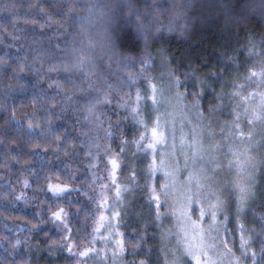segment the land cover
Returning <instances> with one entry per match:
<instances>
[{
    "label": "trees",
    "instance_id": "16d2710c",
    "mask_svg": "<svg viewBox=\"0 0 264 264\" xmlns=\"http://www.w3.org/2000/svg\"><path fill=\"white\" fill-rule=\"evenodd\" d=\"M129 2L142 18L146 11L151 13L144 19L146 24L151 21L153 29L148 33L153 60L147 76L158 89L173 83L169 73L179 76V91L201 116L209 147L218 141V126L224 129L218 133L224 140L232 138L228 131L237 103L231 96L233 81L245 83L243 95L264 91V86L257 87L259 81L249 85L243 79L260 60L250 57L245 46L250 38L257 44L264 38V0H0V264H106L100 231H93L103 213L114 222L111 236L121 237L124 244L119 264H140L141 260L189 264L188 260L179 262L172 251L174 235L167 226L168 210L160 191V185L167 182L164 170L150 175L151 150H138L133 143L145 132L143 124L151 135L161 108L168 110V105H153L147 98L151 93L144 76L129 82L128 71H141L138 61L125 71L117 67L119 57L109 59L113 40L123 54L139 57L144 51L135 17L118 7ZM157 26L160 32H155ZM81 60L83 70L78 67ZM108 84L113 85L111 90ZM138 89L145 98L140 115L135 116L131 106ZM201 89L197 109L192 93ZM105 91H110L112 102L98 105L90 115L88 105ZM121 97L128 106L118 107ZM249 103L259 105V96ZM210 106L214 111H209ZM236 111L242 114L243 107ZM184 119L178 117L180 124L175 128L176 146L184 155L180 159L183 175L196 139L192 124ZM241 126L248 130L243 114ZM253 133L254 195L239 221L236 190L228 184L227 189L216 182L214 186L227 204L228 220L226 228L221 227V239L228 241L243 264H264V125L257 123ZM112 157L119 162L115 184L110 175ZM159 157L157 148V163ZM232 177L227 183H233ZM48 183L67 185L70 190L53 196ZM150 185L160 195L159 219ZM117 186L122 189L119 197ZM57 206L68 213L70 232L53 221L51 212ZM218 216L223 221L224 214ZM240 223L252 237L255 258L251 252L241 255ZM68 245L73 246L71 252ZM86 247L93 251L79 256Z\"/></svg>",
    "mask_w": 264,
    "mask_h": 264
},
{
    "label": "snow or ice",
    "instance_id": "6c2138e0",
    "mask_svg": "<svg viewBox=\"0 0 264 264\" xmlns=\"http://www.w3.org/2000/svg\"><path fill=\"white\" fill-rule=\"evenodd\" d=\"M118 7L126 8L127 14L129 17H135L136 20V28H137V34L138 38L142 39L144 42V51L139 57H134L131 55L123 54L119 51L117 47V43L115 40L110 41L109 49H110V55L109 59H112V56H117L119 59L116 61L117 67L122 70H127L130 67H132L137 61L141 65V71L140 73H133L128 71L127 76L129 82L134 81V79L139 76H144L145 79L148 80V88L150 89V96L147 97L152 100L153 105L157 104V94L160 91L157 87V84L152 82V79L147 76L148 69L151 67V63L153 60V55L151 51H149L150 48V36L148 33L152 31V24L151 21H149L147 24L144 23V19H146L151 13H148L147 11L144 13V16L142 18L141 13L135 9L134 5L129 2L124 5H119ZM155 32H160V27L155 28ZM245 50L247 51L248 55L251 56H258L260 57L259 61L254 62V64L248 68L247 75L243 78L246 82L254 83L256 81H259V84L257 87L264 86V38H261L259 43L254 40V38H250L248 40L247 45L245 46ZM161 54L163 55V50H159ZM229 59H233L232 57H229ZM259 65V70H257L256 65ZM84 61L81 60L78 67L80 70H83ZM23 70V69H21ZM67 70V69H66ZM169 75L172 77L173 83L175 88L177 89L176 95L178 98L183 97L185 94L181 93L179 91V88L181 87V81L179 76H176L174 73H169ZM255 78V80H254ZM201 83H204L203 81ZM246 85L245 83H239L237 81H233V91L231 93V96L236 99L237 103L233 109L234 113V119L231 122V127L228 131V135L230 137H234L235 139L241 141V143L247 142L243 152H236L233 151L232 155L235 158V160H229L228 164L229 167H232L235 165L237 170V179L233 182V186L236 190V214H237V220L239 221L240 214L244 211V208L246 207L249 199L251 196L254 195V177H253V171L256 167V165L252 162L254 157L251 155H248L252 148L255 146L254 141V133L253 128L257 123H260L264 125V91L260 92H250L248 95H243V91L245 89ZM107 88L111 90L113 88V85L108 84ZM203 94V89H201V92L198 93H192L193 95V107L199 109V97ZM128 95V94H126ZM259 96L260 103L256 106H249L248 101L250 99H253L255 96ZM141 95L140 90H137L136 97H135V103L133 106H131V111L135 116L140 115V102L142 99H144ZM71 99V97H69ZM121 100H123V103H119L118 107H126L128 106V101L124 100V97H121ZM112 101L110 99V91H105L103 95L99 98H97L94 102H90V104L87 107V111L90 115H94L96 108L100 104H110ZM243 107V116L245 117L247 121L248 130L245 131V129L241 126V113L236 111L237 108ZM209 111H214V109L210 106ZM203 115V113H200ZM85 119H88V117H85ZM140 123H143V121H138ZM32 127L31 121H29V128ZM111 127V125H110ZM143 127L145 128V132H142L139 136L138 140L133 141V143L136 145L137 149L143 148L144 150H151L152 152V162L149 164V173L150 175H153L160 171L161 169L165 168V160L164 155L160 154L159 163H157V146L166 144V136L165 134L160 130V120L159 117L156 118V121L151 128V135L148 136L147 129L148 125L143 124ZM224 129H221V132H223ZM86 134V133H85ZM111 135V133H109ZM147 140V143H143ZM183 142V141H182ZM195 150L192 152L191 160L193 163V171L189 173L187 183L185 184L184 188L186 191H184L181 195V197L176 201V203L179 204L178 208L173 209V215H177V219L179 220V231L178 236L180 237V243L184 246V254L188 257H191V260L194 261V264H223V257L230 256L231 259L229 260V264H243V261L241 257H237L235 253L233 252L232 248L228 246V241L226 239L219 240L218 244L215 242V238L211 236V233L215 231L217 234H219L220 228L222 226H225L226 228V222L228 220L227 215V204L224 199L221 198L222 193L221 190L218 188L212 187L211 184L206 183L210 177H208L207 172L204 168L196 169V164L199 161H202L204 159V156L202 154L203 152V144L200 140H195ZM123 143L127 144V141H124ZM259 143V142H256ZM214 148H218L219 145H214ZM121 152L124 151V148L120 149ZM231 151V149H230ZM118 156V154H117ZM244 157V159H241V157ZM186 163L185 167H187V160L188 157L185 158ZM109 163L111 164V177L112 182L115 184V173L116 170L119 168V162L116 157H112L109 160ZM262 164H264V161H261ZM219 166V165H217ZM246 167L248 170L246 171ZM174 171H164V176L166 179H174ZM24 186L28 187V182H24ZM193 186L195 187V191L193 192ZM171 187H174L173 185H169L167 182L162 183L160 185V191L163 193L165 197H167L170 194ZM48 191H50L53 196H60L66 192H68L70 189L67 185H61V184H53L48 183L47 185ZM121 187L117 186L116 188V195L117 197L121 194ZM149 191L151 193V199H153L156 202L157 205V219L160 217L159 208L161 206L160 204V195L157 193V189L155 185L149 186ZM205 191L207 192V197H205ZM23 194H21L22 196ZM21 196H18L17 199H20ZM208 197L214 198V202L212 199L208 200L207 207H205L204 200ZM199 204V215L194 219L193 216L196 212V208L193 207V205ZM223 213L224 219L223 221L218 220V214ZM116 216H119V213H115ZM51 216L53 221H59L66 230L69 232L71 231L68 229L67 226V216L68 213L65 211L64 208H61L57 206L56 210H52ZM104 217H100V223L93 229L94 232L98 233L100 231V227L103 226ZM208 220L207 226H205V220ZM240 228V249H241V255L246 256L249 252H251L253 258H255V251L251 249L250 247V241L252 237L250 235H246L245 227L242 223L239 224ZM212 239L214 242L209 243L208 240ZM93 240H95V237H93ZM19 243V241H17ZM117 245L119 247L120 254H123L124 252V244L123 241H117ZM220 246H222L223 251H220ZM72 245H68V250L72 251ZM93 251L92 248L86 247L83 251L78 252L79 256L86 257L89 252ZM261 251L264 252V247L261 248ZM116 254L114 253V256ZM140 264H146L145 261L141 260ZM173 264H177L176 261H173Z\"/></svg>",
    "mask_w": 264,
    "mask_h": 264
},
{
    "label": "rangeland",
    "instance_id": "374dc122",
    "mask_svg": "<svg viewBox=\"0 0 264 264\" xmlns=\"http://www.w3.org/2000/svg\"><path fill=\"white\" fill-rule=\"evenodd\" d=\"M160 91L157 94V101L158 104L162 105H168V110L164 107L161 108L160 112V130L165 134L167 140L166 144L158 145V151L159 154L164 155V160H165V168L163 169L168 170V171H174V179H167V183L171 186L174 184V187H171L170 194L165 197V202H166V209L168 210V215H166L169 219V223L167 224L168 227L171 228L174 238L172 240L173 244V252L175 251V256L178 257L179 262L180 260L187 261L189 264H194V261L191 260V257H188L184 254V246L182 243H180V237L178 236V231H179V220L177 219V215H173V209L178 208L179 204L176 203V201L181 197L182 193L186 191L184 188L185 184L187 183V179L189 176V173L193 171V163L192 160H190V166L188 170L185 172L183 175L181 172V166H180V159H184L183 151L179 148L177 149L176 146V125L179 121H177L178 117H183L185 118L183 122H186L187 120L190 121L192 124L193 132L196 134V139L195 140H200L202 141L203 144V156L204 159L202 161L197 162L196 164V169L198 170L199 168H204L207 172L208 177L210 179L205 182L206 186L207 184H211L212 187L217 188L214 186V183H220L223 188L227 189V186L229 185L232 187V189H235L233 186V183L231 184L230 182L227 183L229 177H232L233 182L236 181L237 179V170L235 165L232 167H229V160H235V158L232 155L233 151L236 152H243L244 147L247 142L241 143L239 140H233L232 138H229L224 140L223 136H220L221 134H218L219 131H221V127L218 126L215 130L216 136H218V141L217 142H212L213 146L214 145H219L218 148L214 147H209L206 145V142L209 140L208 138L205 137L204 133H208L207 129L205 130L204 127V122L201 119V116L197 115L192 109L190 105H188L184 100L183 97L178 98L176 95L177 89L174 86V83H168L167 85L164 84V87L159 89ZM163 100L164 101L163 103ZM167 103V104H166ZM249 106H256V103H249ZM181 115V116H178ZM163 117V119H162ZM187 119V120H186ZM180 124V122H179ZM203 127V128H202ZM189 133H193L192 131L188 130ZM189 135V134H188ZM208 135V134H207ZM223 135V134H222ZM206 138V139H205ZM215 141V139H214ZM210 142V141H209ZM193 146L191 148V156L192 152L195 150V142H193ZM212 145V144H211ZM231 149V151H230ZM127 154V152L125 151ZM121 154V156L124 157V154ZM254 157L253 163L256 164L257 158H256V153L254 151V147L252 148L251 152L248 154ZM122 157V158H123ZM160 158V157H159ZM241 159H244L242 156ZM215 160L217 162L215 163ZM125 161V157H124ZM219 165V166H217ZM251 170L246 167V171ZM235 174V175H232ZM128 176V175H126ZM125 176V177H126ZM182 176V177H181ZM119 181V180H118ZM228 184V185H227ZM115 186H111V189L114 191ZM195 187L193 186V192L195 191ZM205 197H207V192L205 191ZM222 198V197H221ZM209 199H213L208 197L207 199L204 200L205 207H207V203ZM223 199V198H222ZM214 202V199H213ZM194 208H196V212L193 216L195 219L199 215V204L193 205ZM219 215V214H218ZM105 219L103 221V226L100 227V240L102 242L103 246V257L107 260L106 264H119L118 263V255H119V247L117 245V241H121L120 239L117 240L115 236H111L112 230L111 228L113 227L114 222L111 221L109 218H107V213L101 214ZM218 220L219 216H218ZM208 220H205V226H207ZM111 227V228H110ZM113 234V233H112ZM115 234V233H114ZM116 235V234H115ZM211 236L215 238V242L218 244L219 240H221L222 235H221V228L219 231V234H217L215 231L211 233ZM114 237V238H113ZM209 243L214 242L212 239L208 240ZM176 249V250H175ZM171 251V252H172ZM220 251H223L222 246H220ZM114 253L116 254L114 256ZM177 254V255H176ZM174 256V257H175ZM231 259L230 256H225L223 257V264H229V260ZM112 263H110V261ZM105 264V263H104Z\"/></svg>",
    "mask_w": 264,
    "mask_h": 264
},
{
    "label": "bare ground",
    "instance_id": "6f19581e",
    "mask_svg": "<svg viewBox=\"0 0 264 264\" xmlns=\"http://www.w3.org/2000/svg\"><path fill=\"white\" fill-rule=\"evenodd\" d=\"M6 213H8V212H6Z\"/></svg>",
    "mask_w": 264,
    "mask_h": 264
}]
</instances>
